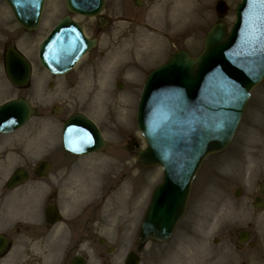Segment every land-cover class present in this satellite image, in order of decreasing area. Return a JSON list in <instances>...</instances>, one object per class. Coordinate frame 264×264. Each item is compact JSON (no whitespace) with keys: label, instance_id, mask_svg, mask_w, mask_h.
Listing matches in <instances>:
<instances>
[{"label":"rangeland","instance_id":"374dc122","mask_svg":"<svg viewBox=\"0 0 264 264\" xmlns=\"http://www.w3.org/2000/svg\"><path fill=\"white\" fill-rule=\"evenodd\" d=\"M167 1L150 0L136 9L132 0H107L104 13L114 18L121 9L124 15L136 18L135 24H111L100 37L104 57L99 52L90 54L67 76L53 77L39 64V46L68 12L65 0H49L39 32L20 33L13 42L33 65L30 88L23 91L13 88L0 62V104L22 97L39 110V116L21 134L32 137L31 141L38 137L44 156L50 152L64 154L62 128L76 114L96 122L108 142L103 152L89 158L68 157L71 167L65 171L73 173L69 183L71 193L60 197L57 203L67 219L83 210L86 201H79L81 194L90 197L91 205L80 219L73 222L65 219L57 227H62L61 231L55 229L47 236L55 238L59 246L66 237L73 239H67L56 249L52 240L14 235L13 248L0 264H69L76 254L87 258L88 264H125L130 252L138 253L140 227L152 192L163 180L162 169H145L135 162L136 152L146 146L136 127L144 82L150 72L177 50H186L192 56L201 53L206 35L220 21L216 14L218 2L225 1L229 6V14L222 20L228 29L235 22L234 12L241 2L193 0L191 16L175 22L180 15L163 10ZM73 18L91 38L96 21ZM9 26L12 27L7 32L13 35L9 32L17 26ZM7 36V33L0 35V49ZM55 106L62 110L57 115L53 112ZM131 143L139 145L132 154ZM122 151H126L127 157L120 159ZM263 154L264 82L252 91L230 146L204 162L192 185L187 214L172 240L165 244L150 242L141 248V264H264V208H253L264 184V168L259 166ZM251 165H255L253 173L249 170ZM63 172H59V178ZM102 172L106 174L101 175ZM61 183L62 187L64 182ZM110 188L115 189L109 194ZM237 190L242 191L240 198L235 197ZM31 205L33 201L26 199L12 213L34 216L37 211ZM42 230L39 227L38 233ZM241 231L249 232L254 247L238 248ZM102 241L106 243L100 244ZM108 247L112 248L111 253Z\"/></svg>","mask_w":264,"mask_h":264},{"label":"water","instance_id":"95a60500","mask_svg":"<svg viewBox=\"0 0 264 264\" xmlns=\"http://www.w3.org/2000/svg\"><path fill=\"white\" fill-rule=\"evenodd\" d=\"M5 1L22 27L37 29L46 0ZM134 1L141 5V0ZM66 2L70 12L87 18L98 17L105 6V0ZM217 13L220 18L227 15L224 3L218 4ZM236 17L230 34L224 24L209 33L198 58L181 51L147 79L137 115L147 149L139 153L138 162L148 168L162 167L164 180L152 196L140 231L142 244L172 237L186 213L192 182L204 160L229 146L251 91L264 80V0H243ZM95 47L96 41L88 40L81 26L66 18L41 46L40 63L55 75H66ZM6 71L15 86L28 84V62L13 49L7 52ZM35 114L23 100L2 107L0 132L20 129ZM63 146L84 156L102 150L105 143L90 120L74 116L64 128ZM261 207L257 200L255 208ZM47 221H60L56 209H48ZM247 240L243 234L240 241ZM6 245L0 238V255ZM139 262L131 254L126 264ZM72 264L86 263L76 259Z\"/></svg>","mask_w":264,"mask_h":264},{"label":"flooded vegetation","instance_id":"af4514ba","mask_svg":"<svg viewBox=\"0 0 264 264\" xmlns=\"http://www.w3.org/2000/svg\"><path fill=\"white\" fill-rule=\"evenodd\" d=\"M9 9L3 0H0V35L6 34L7 37L4 40L3 46L0 49V62L5 59L6 49L10 46H14L13 42L20 35V33L27 34L28 32L17 26V29L9 32L13 35L8 34L9 27ZM104 19L107 22V26L112 23L111 20H123L130 21L132 25L136 20L131 15H124L120 9V15L112 16L104 14ZM104 31L101 25L97 23L94 35L100 36ZM33 34V33H30ZM94 38V37H93ZM105 54L101 52L100 57ZM26 138V135H1L0 134V235L5 236L10 242V248H13L12 237L14 235L26 236L29 235L31 240H38L42 238V231L38 233V228L43 227V206L42 198L40 193V187L42 180L39 179L37 173H41V166L44 161L52 164V170L58 171L64 169V162L58 160L56 156L48 153L43 156L42 141L38 137ZM21 171L25 173L26 180L13 189H8V182L12 179L13 175ZM26 199L32 200L34 209L37 211L36 215H32L26 218L25 215L13 214L12 209L15 208L20 202ZM53 205V200L47 203ZM55 205V204H54ZM37 216V219H36ZM38 217L40 218L38 220ZM38 221V222H35ZM17 222V223H15ZM49 230V228L47 229Z\"/></svg>","mask_w":264,"mask_h":264},{"label":"bare ground","instance_id":"6f19581e","mask_svg":"<svg viewBox=\"0 0 264 264\" xmlns=\"http://www.w3.org/2000/svg\"><path fill=\"white\" fill-rule=\"evenodd\" d=\"M193 0H168L165 5H163V10L164 11H170L171 13L174 14H179L180 19L175 20V22H181L183 20L188 19L191 16L192 9H193ZM107 98V95H105ZM104 98V96H102ZM259 166L264 168V154L262 156V160L260 161ZM250 172L253 173L255 170V165H251L249 168ZM61 231V228L58 229Z\"/></svg>","mask_w":264,"mask_h":264}]
</instances>
